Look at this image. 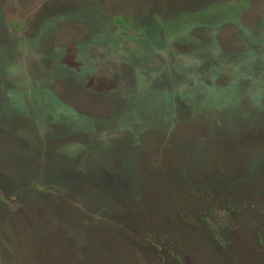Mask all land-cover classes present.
Returning a JSON list of instances; mask_svg holds the SVG:
<instances>
[{"label": "rangeland", "instance_id": "374dc122", "mask_svg": "<svg viewBox=\"0 0 264 264\" xmlns=\"http://www.w3.org/2000/svg\"><path fill=\"white\" fill-rule=\"evenodd\" d=\"M0 71V264H264V0H0Z\"/></svg>", "mask_w": 264, "mask_h": 264}, {"label": "flooded vegetation", "instance_id": "af4514ba", "mask_svg": "<svg viewBox=\"0 0 264 264\" xmlns=\"http://www.w3.org/2000/svg\"><path fill=\"white\" fill-rule=\"evenodd\" d=\"M57 0H54V2H56ZM58 4V3H57ZM104 16H107V15H103L102 14V17H104ZM108 28V26H106L105 24H102V26H100L98 29H97V31H96V33L97 34H95V36H97V35H99V33H101V31L103 32H105V29H107ZM76 28H75V30H74V34L77 36V34H79L78 32H76ZM66 30H64V31H59L58 33H64ZM56 34V36L57 35H59V34ZM248 33V35H247V38H250L252 35H251V32H247ZM38 36V35H37ZM56 36L54 37V39L56 40H59V41H61V43H59V42H56V41H49L48 43L49 44H44V43H42V40H38V41H36V42H34V44H35V48L38 50V51H42V52H40L39 53V62L38 63H40V65H36V67L38 68V70H39V73L40 72H46V71H44V70H46L47 69V67H43V66H41L42 64V60L44 61V58H47L46 56H45V51H47V50H51V49H53V51H55V56L56 57H54V58H47V59H49V63H52L53 61L55 62L56 60H58V64H59V66H64V68L66 67V68H70V70H73V69H77V71L78 72H80V71H82V70H85L84 72H82V73H79L78 75H77V77L78 78H80V77H85V79L87 80V81H85V82H83V83H80V82H76V85H78V87H84L83 89H85V88H87V89H91L92 87L91 86H89V78H90V76L91 75H89V73H90V68H89V66L87 65V63H81V61L79 62V61H75V64L77 65V66H74V64L72 65V64H70V65H67L66 63L67 62H65L64 60H62V58L63 57H67V56H70L69 54H70V51L69 52H65L66 51V49H70V48H72V49H76L79 45L78 44H75V46L73 45L72 46V44H73V42H71V43H69V44H67V41H63L66 37H61V38H56ZM76 36H74V37H76ZM73 37V38H74ZM43 38H44V40H46V37L45 36H43ZM42 38V36L40 37V39H43ZM49 40V39H48ZM48 40H46V42L48 41ZM68 40V39H67ZM251 41H250V43L252 44V45H254L253 44V40L252 39H250ZM81 43V42H80ZM82 44H84L83 45V49L85 48V46H87V44H85L84 42L82 43ZM251 45V46H252ZM80 48V47H79ZM80 49H82V48H80ZM53 60V61H52ZM73 68V69H72ZM241 68V70L240 71H243V73H244V75L245 76H248V78H249V81H252L253 79H255L256 77H254V75H258V74H254L253 76H252V71H251V66H250V63L248 62V63H246L245 64V66L244 67H240ZM37 70V71H38ZM70 70H68V72L67 73H65V74H68L69 73V71ZM221 69L219 68V66L218 67H216V62L215 63H212V64H210V66H207L206 68H203V69H201L200 70V72H199V84L197 85V86H200V87H202L203 89H199L198 87H197V89H195V88H193L192 90H195V91H197L198 93H200L201 95L203 94V95H206V93H211V92H209V91H206V90H204L205 89V87H213L214 89L215 88H218L216 91H218V92H214V93H212V94H221L223 91H225V90H227L226 89V87H227V83H224L226 80H225V78L224 77H222L221 76V74H220V71ZM60 75V74H58V73H56L55 71H49V72H47V74H45V78H49V77H51L52 79H53V81L52 82H57L58 84H60V83H63V84H66V82H65V78L67 77L66 75ZM40 75H44V74H40ZM252 77H254V78H252ZM39 78V77H38ZM41 81H44L43 80V78H39ZM221 82H223V83H221ZM220 84H222V85H220ZM44 85H46V83H41L39 86H44ZM61 85V84H60ZM209 85V86H208ZM231 85V84H230ZM47 86V85H46ZM47 88H48V91H47V93H48V95H41V93H40V89H38V90H36V91H34V93L35 94H37L38 93V95L39 96H42V97H44V98H42L43 100L45 99V97H55V98H61L57 93H55V91H54V89L53 88H49L48 86H47ZM83 89H76V91L74 92V93H72V94H70V93H68V95H70V96H72V97H78V96H80V97H90L89 95H88V92H86V93H84V91H83ZM95 90V89H94ZM192 90H191V92H192ZM230 91H232V90H230ZM221 92V93H220ZM37 97V96H36ZM53 99V98H52ZM74 104H75V101H74ZM76 105V104H75ZM76 112H78V111H76ZM6 113H9V112H6ZM98 116V115H97ZM12 117L10 116V119H11ZM63 125H65V124H63ZM102 130H104V129H102ZM71 134V132H69V133H67V135H70ZM66 135V136H67ZM46 194H48V192H46ZM100 220H103V219H99V221H96L95 222V224L96 225H98V223H100ZM200 231H202V232H199V234H200V240H199V244H198V246H205V245H210V239H209V237H208V235H206V233H207V230L205 229V228H201V230ZM215 244H214V248H215ZM64 248H66L67 246H63ZM64 251H65V249H64ZM218 253H219V250L217 251ZM216 255V254H215Z\"/></svg>", "mask_w": 264, "mask_h": 264}, {"label": "trees", "instance_id": "16d2710c", "mask_svg": "<svg viewBox=\"0 0 264 264\" xmlns=\"http://www.w3.org/2000/svg\"><path fill=\"white\" fill-rule=\"evenodd\" d=\"M175 129H177V130H179V132L177 133V135L179 136V134H180V132H181V130L179 129V125H175V126H173V128L171 129V132H170V135L175 131ZM221 132H224V131H222L221 130ZM175 133V132H174ZM220 130H219V132L218 133H216V132H213V134L211 135V139H210V141L208 142V144L211 146V145H213V143L214 142H219L220 141ZM180 143H182V142H180ZM173 145V147H176V148H178V150L182 153V147H180L179 145H178V143L176 144L175 142H174V144H172ZM185 150H187V149H185V148H183V151H185ZM188 159H190V158H188ZM130 163V162H129ZM128 163V164H129ZM193 164V163H192ZM2 217V216H1ZM5 217H6V215H5ZM2 219V218H1ZM1 222H0V235H4L5 233H6V231L3 229V221L2 220H0ZM91 224H93V223H91ZM93 227H94V224H93ZM4 252V256H2L1 257V262L3 261V263L4 262H7V261H11V258H12V253L10 252H6V251H3ZM11 255V256H10Z\"/></svg>", "mask_w": 264, "mask_h": 264}, {"label": "water", "instance_id": "95a60500", "mask_svg": "<svg viewBox=\"0 0 264 264\" xmlns=\"http://www.w3.org/2000/svg\"><path fill=\"white\" fill-rule=\"evenodd\" d=\"M65 37H66V35H65ZM242 73H243V71H241ZM257 74V73H256ZM0 76H1V71H0ZM257 79V78H256ZM221 83H223V82H221ZM235 84V83H234ZM4 86H9V87H11L10 85H9V83H7V85H4ZM209 86V85H208ZM239 86H245V83L244 82H242V84L241 85H239ZM211 87V86H210ZM12 88V87H11ZM213 90H217L218 88H213V87H211ZM237 88V86H235V85H229V84H227V87H226V89L227 90H232V89H236ZM136 92L137 91H140V90H142V89H134ZM214 92H216V91H214Z\"/></svg>", "mask_w": 264, "mask_h": 264}]
</instances>
